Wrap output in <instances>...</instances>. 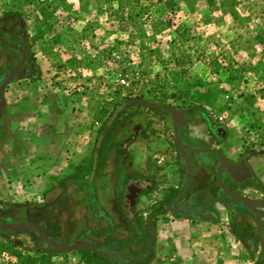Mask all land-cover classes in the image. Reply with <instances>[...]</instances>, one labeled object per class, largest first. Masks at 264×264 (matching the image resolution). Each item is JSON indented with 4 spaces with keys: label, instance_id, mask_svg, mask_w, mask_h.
I'll list each match as a JSON object with an SVG mask.
<instances>
[{
    "label": "rangeland",
    "instance_id": "374dc122",
    "mask_svg": "<svg viewBox=\"0 0 264 264\" xmlns=\"http://www.w3.org/2000/svg\"><path fill=\"white\" fill-rule=\"evenodd\" d=\"M9 14L20 20L35 67L32 79L13 80L20 88L15 91H35L34 100L43 104L80 103L72 109L92 119L93 148L105 123L117 117V125L98 175L48 188L41 201H0V211L12 213L0 222L33 221L61 243L110 239L134 252L145 243L133 241L130 228L148 237L150 219L160 236L146 264H176V251L183 264H264L252 215L231 200L210 206L216 219L206 231L209 241L196 237V214L186 219L165 211L184 181L171 118L119 107L123 99L142 98L183 112L182 134L201 139L195 148L229 146L231 162L245 160L247 179L225 182L242 197L264 199V0H0V17ZM135 158L141 172L133 169ZM189 158L198 181L175 199L176 208L187 200L196 206L208 201V183L211 194H220L217 158ZM167 234L176 239L160 243ZM35 243L21 232L0 236V264H113L79 251L39 255Z\"/></svg>",
    "mask_w": 264,
    "mask_h": 264
},
{
    "label": "crops",
    "instance_id": "0c3cea01",
    "mask_svg": "<svg viewBox=\"0 0 264 264\" xmlns=\"http://www.w3.org/2000/svg\"><path fill=\"white\" fill-rule=\"evenodd\" d=\"M23 80L25 79L16 81ZM14 86L15 84L11 81L5 88L3 93L5 106L0 113V201L5 200L11 203L35 202L39 199L41 201L45 190L59 184L61 186L62 181L66 179H75L79 183L82 175L92 177L90 174H83L85 168L92 164L103 166L104 159L98 162L97 157L94 156L95 127L89 123L92 119L72 109L74 106L79 107L80 103L61 100L55 104L50 102L43 104L41 100H34L35 91H15L16 88H20L17 85ZM15 94L18 100H14ZM20 103H23L22 110L16 112L19 110L17 106ZM26 108L30 111H25ZM186 137L195 143L201 140L191 134ZM2 141L6 142L2 144ZM218 148L227 159H233L227 155L229 146L225 147L226 149L221 146ZM234 151L235 149L233 153ZM238 152L240 154V151ZM135 160L136 158L133 160V169L141 172L139 163ZM193 175L195 174L192 169L191 177ZM124 179L131 178L124 176ZM213 222L215 219L199 217L194 225L197 231L196 237L200 236L203 240L209 241L210 237L206 231L211 229L209 223ZM159 236L160 234L156 235L155 231L153 240L158 242ZM170 236L172 237L170 234L164 235L162 240L160 238V243H164L163 239L166 240ZM236 240L239 241L237 238ZM171 253L176 264H183L179 252ZM210 260L215 262L214 259Z\"/></svg>",
    "mask_w": 264,
    "mask_h": 264
},
{
    "label": "water",
    "instance_id": "95a60500",
    "mask_svg": "<svg viewBox=\"0 0 264 264\" xmlns=\"http://www.w3.org/2000/svg\"><path fill=\"white\" fill-rule=\"evenodd\" d=\"M19 52L21 53V58L19 63L13 67L8 74L5 76L3 82L0 84V113L3 111L5 106L4 96H3V90L7 83L10 82L13 75L20 69L22 66L25 54L24 52L19 49ZM125 103L127 104H135L139 105L141 107H144L146 109H154L158 111H163L167 113L171 118V124H172V137L175 144L176 151L178 153L179 158L182 161L183 167H184V181L180 188V190L177 192L173 200L170 202V204L187 188L188 184L190 183L191 174H192V166L191 162L188 156V153L193 154H207V155H214L217 157L218 160V166L216 170V183L221 191L220 195L214 199H211L200 206V210H204L205 206L209 204L214 203H220L222 199H229L232 202L239 204L243 207H245L248 212H250L253 216L254 220V228H255V234L258 241V247L262 251L264 256V232L262 227V218L260 215V210H264V199L256 200V199H249L246 197H242L233 191H231L222 180V175L226 174L227 177L234 182H239L241 180L246 179L249 174V169L244 163L243 160H240L238 163H232L228 161L223 153L214 148H192L187 145H185L179 136V129L181 127H184L186 124V118L184 116V113L177 110L174 107L162 105L158 103H154L151 101H148L146 99L142 98H132L127 100ZM105 129V128H104ZM129 198H132V190H128ZM187 206L184 205L180 209H175L171 207V205L168 206V208L165 209V211L177 215L182 214L184 217L188 216V211L186 210ZM149 222V219L147 220ZM0 231L1 232H10V233H31L32 235L39 237L43 243H45L47 246L52 248L57 253H70L73 251H78L82 249H87L91 252H95L98 255H100L102 258L107 260L116 261L118 259H123L125 261L134 262L136 260H139L138 258L130 259L124 256H121L119 253H111L108 252L106 249H104L100 244L96 242H90L87 240H78L74 241L72 243H61L59 241H56L53 237V235L48 232L46 229L41 228L33 223L26 222V223H18V222H0ZM150 237L149 241L145 247V253L148 252L150 245L152 244L153 237H154V230L149 228Z\"/></svg>",
    "mask_w": 264,
    "mask_h": 264
},
{
    "label": "flooded vegetation",
    "instance_id": "af4514ba",
    "mask_svg": "<svg viewBox=\"0 0 264 264\" xmlns=\"http://www.w3.org/2000/svg\"><path fill=\"white\" fill-rule=\"evenodd\" d=\"M19 49H21L24 54H25V59H24V62L22 64V66L20 67V69L13 75L12 79L10 80L13 81V80H16V79H25V80H28V79H32L33 75H32V72L34 70V66L31 64L30 62V59L28 57V55L26 54V51H25V48H24V43H23V29H22V25L20 23V20L14 16V15H3L0 17V84L3 82L5 76L8 74V72L13 68L15 67L19 61H20V58H21V53L19 52ZM19 77V78H18ZM30 81V80H29ZM9 82V83H10ZM7 83L4 87V90L5 88L7 87V85L9 84ZM4 90H3V93H4ZM4 96V95H3ZM187 123V122H186ZM186 125V124H185ZM183 127H181L179 129V136H180V139L182 140V142L189 146V147H192V148H195V142L189 140L187 137H185L183 134H182V131H183ZM190 153H188V156H189ZM202 155H207V154H202ZM211 156H214V155H211ZM216 157V156H214ZM217 158V157H216ZM226 158V157H225ZM190 159V158H189ZM227 159V158H226ZM228 161H230L229 159H227ZM240 160L236 161V162H232V163H238ZM244 163L246 164L245 160L243 159ZM191 162V161H190ZM231 162V161H230ZM208 165V164H207ZM217 166H218V160H217ZM247 166V165H246ZM248 167V166H247ZM215 177H216V173H215ZM225 179H227V181L231 182L229 180V178L227 177L226 174H223L222 175V180H223V183L231 190L233 191L234 193H236L230 186L228 183L225 182ZM247 179V177H246ZM244 179V180H246ZM233 183V182H231ZM217 184V183H216ZM239 185V184H238ZM207 192L210 193L211 197L209 200L211 199H214L216 197H218L219 195H213L211 194L212 190L209 186L207 185H204V187ZM218 188V186H217ZM201 189V188H200ZM199 189V190H200ZM219 189V188H218ZM198 191V190H196ZM220 191V190H219ZM221 193V191H220ZM176 194V193H175ZM237 194V193H236ZM181 195V194H180ZM179 195V196H180ZM178 196V197H179ZM174 197V195H173ZM173 197H170V199H168L167 201V207L169 205H171V207L175 208V209H180L182 206L186 205L187 206V211H188V217H191V215H195L198 216V217H206V218H212V219H216L213 214L215 212V209H212L210 206L212 204H209L207 206H205L204 210H200V206H196V205H189V200H187L186 203H182L181 205H179L177 208L174 207V202H171L172 198ZM227 199V198H225ZM208 200V201H209ZM223 200V199H222ZM207 202V201H206ZM204 202V203H206ZM203 203V204H204ZM202 204V205H203ZM216 204V203H214ZM220 204L222 206H224L223 202L221 201ZM236 204V203H235ZM238 206L242 207L243 209L247 210L245 207L237 204ZM225 207V206H224ZM227 209V208H226ZM161 211H164V210H161ZM160 211V212H161ZM248 211V210H247ZM262 211L264 210H260V215H261V218H262ZM159 212V211H158ZM250 213V212H249ZM251 214V213H250ZM179 215V214H177ZM181 216H183L182 214H180ZM201 215V216H199ZM252 215V214H251ZM208 216V217H207ZM184 217V216H183ZM253 217V216H252ZM148 220V219H147ZM146 220V230L148 231L149 233V236L148 237H145L144 233L141 231V229L139 230L138 228H130L132 231H133V241L137 242L138 240L145 243L144 247L139 250V251H123V247L124 245H120L119 243H117V241H113V240H110V239H107L106 240V243L102 244V243H98L100 244L104 249H106L108 252H111V253H119L121 256H124V257H127V258H130V259H134V258H138L139 260H136L134 262H129V261H125L123 259H118L116 261H112V260H108L110 263H113V264H137L141 261H144L146 259V257L148 256L149 254V250L147 253H145V247L149 241V237H150V232H149V228H150V225H151V222H150V219H149V222ZM254 222V220H253ZM130 225V224H129ZM263 227V226H262ZM255 230V228H254ZM264 232V231H263ZM256 235V234H255ZM84 240H87V239H84ZM247 240V237L245 235V237L243 238V241ZM89 241V240H87ZM240 241V240H239ZM90 242H93V241H90ZM153 242V241H152ZM152 245V244H151ZM150 245V246H151ZM150 249V247H149ZM262 252V251H261ZM263 254V253H262ZM264 257V256H263Z\"/></svg>",
    "mask_w": 264,
    "mask_h": 264
},
{
    "label": "trees",
    "instance_id": "16d2710c",
    "mask_svg": "<svg viewBox=\"0 0 264 264\" xmlns=\"http://www.w3.org/2000/svg\"><path fill=\"white\" fill-rule=\"evenodd\" d=\"M129 99L130 98H126V99L121 100L119 102V107L125 108V107H131V106H139V105H135V104H127V103H125ZM99 110L101 111L100 112L101 114H105L103 109H99ZM148 111H150V112H159L158 110H154V109H148ZM116 125H117V117L110 124H106V123L104 124V127H106V129L103 132L102 136L100 138H98V141H97L98 145L95 146L96 152H95L94 156L97 157L98 162H99L100 159H103L102 156H103L104 147H105L106 143L109 144L111 142L112 138L115 137V135H116V132H115L116 131ZM100 166H93V164L92 165H88L85 168V171H84L83 174H90V176L98 175V172L100 170ZM197 181H198V177L196 175H193L191 177V179H190V182L192 184H196ZM77 182H78V180H75V179H66V180L62 181L61 187H63V189H64L67 184H69V183H77ZM205 182H207V180ZM79 183H81V182H79ZM206 185L211 187V183H208ZM199 189H200V186L199 185L196 186V190H199ZM13 206L14 207H20V205H17V204H14ZM34 208L40 209L42 207L37 205V206H34ZM11 214L12 213L10 211H8V210L5 211V212L4 211H0V220L4 219L3 217H5V216H9L10 217ZM31 223L35 224V222H33V221ZM11 234H14V233L1 232L0 231V236H2V237H7L8 235H11ZM25 234L32 239L33 243H35V241L40 239L39 237H36V236L32 235L31 233H25ZM52 235H53L54 239L57 241V235L56 234H52ZM243 238H244L243 236L237 237V239H239L240 241H243ZM33 248H34L33 251L39 253V255H43V254H45V255H56L57 254L56 251H54L52 248H50L46 244H44L43 247H38V245L35 243ZM78 251L81 252V253L88 254V255L96 256V257H98L99 259H101L102 261H104L106 263L109 262L107 259L102 258L97 253L91 252V251H89L87 249H82V250H78ZM147 258L144 261H141V262H139L137 264H146ZM39 259H41V258L39 257Z\"/></svg>",
    "mask_w": 264,
    "mask_h": 264
},
{
    "label": "built area",
    "instance_id": "2783aa9c",
    "mask_svg": "<svg viewBox=\"0 0 264 264\" xmlns=\"http://www.w3.org/2000/svg\"><path fill=\"white\" fill-rule=\"evenodd\" d=\"M119 84H120V85L127 86V84L125 83L124 79H120V80H119Z\"/></svg>",
    "mask_w": 264,
    "mask_h": 264
}]
</instances>
